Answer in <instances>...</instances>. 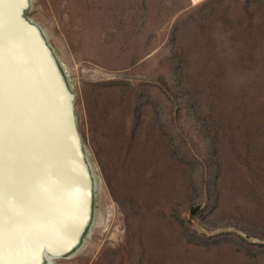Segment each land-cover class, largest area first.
Listing matches in <instances>:
<instances>
[{
	"label": "rangeland",
	"instance_id": "1",
	"mask_svg": "<svg viewBox=\"0 0 264 264\" xmlns=\"http://www.w3.org/2000/svg\"><path fill=\"white\" fill-rule=\"evenodd\" d=\"M25 17L92 181L80 245L44 264H264V0H28Z\"/></svg>",
	"mask_w": 264,
	"mask_h": 264
},
{
	"label": "water",
	"instance_id": "2",
	"mask_svg": "<svg viewBox=\"0 0 264 264\" xmlns=\"http://www.w3.org/2000/svg\"><path fill=\"white\" fill-rule=\"evenodd\" d=\"M27 5L28 0H0V135L4 137L7 132L11 141L17 119L31 129L36 149L38 144L42 149L48 138L62 142L63 156L72 163L80 183L85 217L72 242L47 250L51 257H66L80 245L79 238L88 227L92 181L72 95L40 28L25 17ZM2 141L0 138V148L5 145Z\"/></svg>",
	"mask_w": 264,
	"mask_h": 264
},
{
	"label": "bare ground",
	"instance_id": "3",
	"mask_svg": "<svg viewBox=\"0 0 264 264\" xmlns=\"http://www.w3.org/2000/svg\"><path fill=\"white\" fill-rule=\"evenodd\" d=\"M14 124L11 141L0 135V254L6 264H44L83 226L81 187L59 139L36 149L29 126Z\"/></svg>",
	"mask_w": 264,
	"mask_h": 264
},
{
	"label": "snow or ice",
	"instance_id": "4",
	"mask_svg": "<svg viewBox=\"0 0 264 264\" xmlns=\"http://www.w3.org/2000/svg\"><path fill=\"white\" fill-rule=\"evenodd\" d=\"M0 245H2V234H0ZM0 264H6L2 254H0Z\"/></svg>",
	"mask_w": 264,
	"mask_h": 264
}]
</instances>
